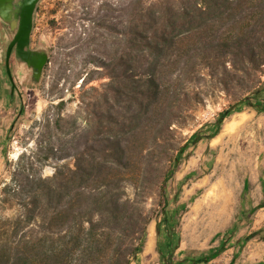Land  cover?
I'll return each mask as SVG.
<instances>
[{"label": "trees", "instance_id": "16d2710c", "mask_svg": "<svg viewBox=\"0 0 264 264\" xmlns=\"http://www.w3.org/2000/svg\"><path fill=\"white\" fill-rule=\"evenodd\" d=\"M82 19L94 25L86 44L102 52L106 81L85 90L90 81L82 78L75 115L66 125L55 119V131L2 188V209L13 215L0 218V264H132L159 216L169 256L159 253L171 264L168 208L186 148L217 137L242 107L264 113V0H102V17ZM215 92L232 103L207 124L210 133L202 135L203 125L179 140ZM49 162L55 172L44 177ZM245 213L219 251L192 264L227 249Z\"/></svg>", "mask_w": 264, "mask_h": 264}, {"label": "rangeland", "instance_id": "374dc122", "mask_svg": "<svg viewBox=\"0 0 264 264\" xmlns=\"http://www.w3.org/2000/svg\"><path fill=\"white\" fill-rule=\"evenodd\" d=\"M86 17H102V0L41 1L31 41L49 50V62L33 88L13 102L2 100L7 106L0 107V200L2 188L11 182L17 166L30 159L49 131H55V119L63 117L61 123L66 125L81 104L83 90L106 81L99 79L102 68L97 66L102 52L98 46L86 44L94 27L82 19ZM79 37L82 40L77 42ZM65 42L72 45L67 50L60 48ZM83 77L90 81L84 89ZM61 102L64 105L58 108ZM230 103L232 99L223 93H212L179 129V140L186 142L203 125L202 135L209 134L207 124ZM184 155L174 175L168 208L173 234L171 264H192L219 251L242 209L246 213L227 249L209 263L199 264H230L232 260L233 264H264V207L257 208L264 197V113L242 107L224 122L217 137L189 145ZM67 163L73 167V161ZM55 165L47 163L43 176H52ZM157 202L155 194L148 207L156 208ZM12 215L0 202V218ZM258 230L263 233L245 240ZM159 251L169 256L162 216L149 225L144 250L132 264H166Z\"/></svg>", "mask_w": 264, "mask_h": 264}, {"label": "flooded vegetation", "instance_id": "af4514ba", "mask_svg": "<svg viewBox=\"0 0 264 264\" xmlns=\"http://www.w3.org/2000/svg\"><path fill=\"white\" fill-rule=\"evenodd\" d=\"M23 0H0V99L6 102H13L17 97L23 95L26 90L33 88L41 81L46 64L40 71L33 69L30 59L27 61L17 56L16 45L12 47L10 54V44L13 35L17 31L15 26L11 30L10 26L5 24L1 17L8 19L12 23L18 21L17 13L21 9ZM39 0L35 7L33 29L35 24V15L41 4ZM32 36V35H31ZM30 51L42 52L47 51L43 46L37 43L30 45ZM48 53V51H47Z\"/></svg>", "mask_w": 264, "mask_h": 264}, {"label": "water", "instance_id": "95a60500", "mask_svg": "<svg viewBox=\"0 0 264 264\" xmlns=\"http://www.w3.org/2000/svg\"><path fill=\"white\" fill-rule=\"evenodd\" d=\"M39 0H23L21 3V9L17 13L19 16L18 21L12 23L8 19L1 17L2 21L9 25L11 30L12 26L17 28V31L13 35V40L10 44L9 54L13 46L16 45L17 56L29 60L33 64V69L40 71L42 67L47 63L49 55L47 51L34 52L30 51L31 35L33 31V19L36 4Z\"/></svg>", "mask_w": 264, "mask_h": 264}, {"label": "bare ground", "instance_id": "6f19581e", "mask_svg": "<svg viewBox=\"0 0 264 264\" xmlns=\"http://www.w3.org/2000/svg\"><path fill=\"white\" fill-rule=\"evenodd\" d=\"M230 123H231V122H230ZM235 125H236V124L234 123V126H235ZM229 126H230V125H229ZM234 126H233V127H234ZM235 127H236V126H235ZM235 127H234V128H235ZM230 129H231V128H230ZM231 130H232V129H231ZM152 235H153V231H151V232H150V235H149V237H150V239H149V244H150V245H151V243L153 242V240H152ZM151 240H152V241H151Z\"/></svg>", "mask_w": 264, "mask_h": 264}, {"label": "crops", "instance_id": "0c3cea01", "mask_svg": "<svg viewBox=\"0 0 264 264\" xmlns=\"http://www.w3.org/2000/svg\"><path fill=\"white\" fill-rule=\"evenodd\" d=\"M1 105H3L4 107H6V106H7V103L4 104V103L2 102V100L0 99V107H2Z\"/></svg>", "mask_w": 264, "mask_h": 264}]
</instances>
